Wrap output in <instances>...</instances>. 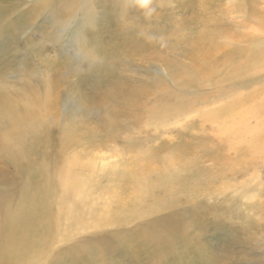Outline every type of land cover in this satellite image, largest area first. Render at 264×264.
Here are the masks:
<instances>
[{
	"label": "rangeland",
	"instance_id": "rangeland-1",
	"mask_svg": "<svg viewBox=\"0 0 264 264\" xmlns=\"http://www.w3.org/2000/svg\"><path fill=\"white\" fill-rule=\"evenodd\" d=\"M0 264H264V0H0Z\"/></svg>",
	"mask_w": 264,
	"mask_h": 264
},
{
	"label": "bare ground",
	"instance_id": "bare-ground-1",
	"mask_svg": "<svg viewBox=\"0 0 264 264\" xmlns=\"http://www.w3.org/2000/svg\"><path fill=\"white\" fill-rule=\"evenodd\" d=\"M7 99L6 101H3L4 104H6V112L9 110L8 106H7ZM4 107V106H1ZM260 131H257L256 134L259 135ZM78 162V158H74L72 160H69L68 162H66L63 167L60 169V180L59 182L62 184V186H64V188H66V192L69 195H76L79 196L80 194L83 193V183L86 182L77 172H75L76 169V163ZM176 176V175H175ZM59 177V176H58ZM172 180L175 179L174 175L171 174ZM170 182V179L167 178ZM171 180V181H172ZM176 180V179H175ZM49 184V181H48ZM171 186V182L169 183ZM51 185V184H49ZM145 189V186H143ZM49 190L45 189L44 190V195L42 196H38V197H34L35 202L33 203L34 205H40L42 206V209L40 210L39 213H37V211H32L29 212V218H31V225L29 228V232L26 234V238H22L19 241V246L21 247V249H24L25 246L31 244L32 242H34L37 239V236H35L36 231L38 226L41 224L42 227V231L46 232L47 234L49 233V231L51 230V227L55 226L54 225V221L53 218L55 216H53V214L51 213V209L47 210V205L45 204V200L47 202V204H49V202L51 203L50 200L47 201V198H51L49 195ZM77 198V197H76ZM136 213L133 212L131 214V216H135ZM37 222V224H36ZM56 222V221H55ZM35 229V232L32 233V231ZM30 250H22L21 251V255H26ZM30 253V252H29ZM29 255V254H28Z\"/></svg>",
	"mask_w": 264,
	"mask_h": 264
}]
</instances>
